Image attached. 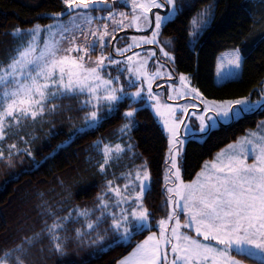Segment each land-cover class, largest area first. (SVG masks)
<instances>
[{
	"label": "snow or ice",
	"instance_id": "obj_1",
	"mask_svg": "<svg viewBox=\"0 0 264 264\" xmlns=\"http://www.w3.org/2000/svg\"><path fill=\"white\" fill-rule=\"evenodd\" d=\"M218 5L55 0L58 10L5 30L0 167L12 174L28 161L29 170L38 169L114 117L121 122L72 150L81 162L69 165L71 176L54 174L48 186L21 197L31 203L0 238V264H71L70 255L88 264L85 255L116 247L124 251L111 264H264V76L244 94L219 98L195 83L204 37L227 20L218 22ZM235 8L250 24L228 33L229 46L216 58L220 82H242L249 60L264 70V0ZM183 48L195 57L190 72L179 71ZM140 112L166 142L155 178L132 135ZM254 116L253 127L184 178L189 142L205 143L212 132ZM56 136L63 139L37 160ZM155 184L161 199L150 205ZM81 194L86 199L78 201Z\"/></svg>",
	"mask_w": 264,
	"mask_h": 264
},
{
	"label": "trees",
	"instance_id": "obj_2",
	"mask_svg": "<svg viewBox=\"0 0 264 264\" xmlns=\"http://www.w3.org/2000/svg\"><path fill=\"white\" fill-rule=\"evenodd\" d=\"M54 2L55 0H0V48L5 47L10 39V37L3 35L6 29H10L16 25L28 26L36 22L30 18L34 17L37 13L58 10L53 7ZM203 2H208V0H203ZM241 2L242 0H219L217 8L218 22L224 20L225 17H227V20L220 23L218 29L212 30L204 37L195 83L206 92L209 98L244 94L260 76H264V70H258L253 61L249 60L244 70L242 82L225 81L221 84L214 82L216 58L220 52L229 46L228 33L240 24H250V20L244 19L235 8V5ZM225 5L228 6L226 9ZM256 7H259V4ZM39 22L46 23L47 21L41 20ZM171 32L172 29L166 31L165 35H169ZM177 55L180 57L179 71L190 72L196 66L193 63L195 60L194 56L192 60L188 59L190 54L186 48L178 49ZM185 65L188 66L185 67ZM259 118V116H254L249 118V120L233 124L231 127H222L219 131L212 132L205 143L189 142L187 144L188 169L184 173V178L186 180L191 179L195 171L198 170L200 161L210 158L212 152L228 143L230 139H234L235 136L242 134L244 128L253 127L255 121ZM137 119L140 123L132 135L137 142L139 152L142 154L141 158L149 159L153 177L155 178L163 171L166 142L157 133L146 112H140ZM120 122L119 116L107 121L102 128L77 139L70 148L60 151L58 155L48 159L38 169L33 168L29 170L28 161H25L24 165L14 170L12 174H9L8 170L4 167H0V238H3L6 230L15 228L18 217L29 208L31 201H22V196L32 188L48 186L45 182L51 181L54 174L64 173L65 176H71L72 171L69 170V165L81 162L76 155L72 154V150L77 147H83L86 142L94 139L100 132H105ZM61 139H63L62 136H56L50 141L45 142L44 146L40 147L36 152L37 160H40ZM119 170L123 171L124 169L123 167L115 169L116 172ZM17 176L18 178H16ZM95 191L93 189L89 195L94 194ZM76 199L79 201L86 199V197L81 194ZM160 199L159 185L155 184L153 190L148 195V202L150 205H155L159 204ZM142 238L138 237V239ZM123 251L124 249L116 247L98 255L96 258H90L85 255L84 259L87 260L88 264H111L112 259L118 257ZM66 259L71 264H75L78 258L70 255ZM245 263L256 264V261L245 259ZM46 264H55V258L48 260Z\"/></svg>",
	"mask_w": 264,
	"mask_h": 264
},
{
	"label": "rangeland",
	"instance_id": "obj_3",
	"mask_svg": "<svg viewBox=\"0 0 264 264\" xmlns=\"http://www.w3.org/2000/svg\"><path fill=\"white\" fill-rule=\"evenodd\" d=\"M225 51V50H224ZM224 51H222V52H224ZM222 52H220V53H222ZM219 53V54H220ZM216 63H217V60H216ZM214 82L216 83V84H221V83H223V82H220V81H218L217 80V71H216V66H215V73H214ZM139 162V161H138ZM118 172H120V170L118 171ZM117 172V173H118ZM246 264V263H245Z\"/></svg>",
	"mask_w": 264,
	"mask_h": 264
},
{
	"label": "crops",
	"instance_id": "obj_4",
	"mask_svg": "<svg viewBox=\"0 0 264 264\" xmlns=\"http://www.w3.org/2000/svg\"><path fill=\"white\" fill-rule=\"evenodd\" d=\"M218 56V55H217Z\"/></svg>",
	"mask_w": 264,
	"mask_h": 264
}]
</instances>
